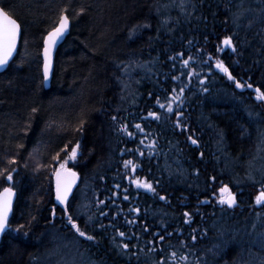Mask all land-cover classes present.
Returning <instances> with one entry per match:
<instances>
[{
	"label": "trees",
	"instance_id": "1",
	"mask_svg": "<svg viewBox=\"0 0 264 264\" xmlns=\"http://www.w3.org/2000/svg\"><path fill=\"white\" fill-rule=\"evenodd\" d=\"M67 2L7 0L14 9V18L21 24L23 36L9 66L0 73V100L5 101L0 104V167L5 155L16 156L19 152V170L14 175L16 200L9 221L11 229L21 224L25 228L19 233L8 230L3 235L0 264H55L61 256L69 255L75 256L78 260L76 264H80L81 257L71 244L72 234L64 226L61 208L53 200V169L49 167L35 171L37 161L41 164L50 162L51 155L56 151L68 144L70 152L77 141L80 143L77 160L69 164L80 176L79 185L73 193L75 199H70L73 208L81 200L91 201L94 193L105 200L111 197L115 203L109 201L111 207L104 208L109 213L108 218L99 217V221L108 225L116 216L115 223L120 230L128 236L135 233L139 237H133L130 241L117 237L128 242L130 247L135 244L145 251L150 246L163 247L168 264L171 250H176L178 255L186 251L180 247V239L187 238L191 228L183 224V213H196L197 209L199 212L193 215L191 227L206 228L208 234L204 239H198L194 246L196 256L204 255L207 249L220 243L221 232H224L223 239L233 234L237 238L251 239L248 234L252 233V228L247 222L256 218V211L259 210L250 205L254 204L260 185L244 179L243 165L257 152L259 133L264 128V112L253 106L250 90L237 92L234 84L214 64L216 58L222 59L233 76L264 91V48L260 45V36L256 35L264 25L257 22L247 33L241 29L239 38L233 37L234 43L245 36L250 41L246 46L237 43L238 52L242 53L237 55L230 49L217 52L221 41L234 31L231 18L225 11L227 0H203V4L199 0H186L183 14L173 8L161 17L155 14V0H72L73 9L84 6L85 11L79 17L75 16L74 11L68 13L70 31L56 52L50 88L46 90L41 72L42 37L52 27L49 17L55 18L59 6ZM168 2L160 0L161 4ZM236 2L238 0H233V3ZM259 2L251 0V6L258 8ZM192 3L198 5L195 10L191 7ZM188 13L191 15L188 16ZM168 17L172 18L168 27L160 28L161 20ZM176 18H179L178 24ZM143 23H150L151 27L139 29L137 35L129 39L130 30ZM169 28L174 30L169 31ZM25 39L28 41L26 45ZM189 40L192 41L191 45L188 44ZM198 49H203V52ZM179 52H184L185 56L169 59ZM188 54L204 59L211 55L212 67L196 60L190 62V68H184L181 60L186 59ZM236 60L239 63H235ZM128 63L133 67L136 64L146 65L151 71L136 68L130 76L126 75L121 69ZM192 69L199 76L194 75L189 84L187 73ZM173 75L179 79L173 80ZM205 78V86L209 89L207 93L201 91L202 86L198 83L199 79ZM185 84L188 88L183 104L176 102L173 107L183 109L182 123L187 124L189 132L173 130L171 120L159 124L151 121V118L141 119L147 116L149 110L163 113L164 110L156 104V97L165 102L166 96L172 95V88H177L178 92L179 87ZM149 92L153 93L152 97H149ZM33 107L38 109L35 114L31 113ZM249 111L253 113L251 118ZM113 116L117 117V121L112 120ZM81 119L85 121L83 131H73ZM50 123L52 126L48 127ZM135 123L145 126L146 132L160 134L159 148L163 151L151 161L135 152L137 147H144L139 145L144 133H136V138L130 140L118 131L120 125L128 124L129 130L136 132L132 127ZM57 125L61 127L57 128ZM189 134L198 140V145L188 141ZM221 138L222 143L218 145ZM148 142L146 140L145 144ZM17 144H24V148L17 149ZM38 144L39 151L34 152ZM218 147L223 152L218 151ZM127 149L133 151L128 152ZM121 150H125L123 156ZM144 150L147 153V149ZM164 153H167L172 174L164 170ZM226 157L230 160L238 157L239 160L225 168ZM125 159L140 164L135 174L130 168L124 169ZM25 162L27 168L24 167ZM256 163L259 166L262 161ZM125 173L130 178L160 180L157 191L166 195L169 202L160 201L143 189H136L129 179L124 178ZM101 176L104 179H100ZM212 176L216 177L215 182L210 180ZM238 179L240 184L235 182ZM117 183L122 187L115 188ZM223 184H228L238 193L237 210L222 211L215 205L216 194L213 193ZM7 186V183L0 182V192ZM124 188L131 193L128 201L123 200ZM204 199L213 203L200 204ZM53 206L57 208L55 218L50 213ZM136 206L141 208L143 219L128 225L125 218H135L129 208ZM261 209L264 210V207ZM92 211L95 212V208ZM251 215L254 217L249 218ZM145 221L149 233L142 230ZM162 222L174 235L165 242L149 245L148 241L153 239L152 233L162 231ZM176 229H180L182 234L176 233ZM24 231H28L27 237L23 235ZM96 235L95 243H85L79 251L90 248L91 259L97 264H129L110 242L114 235L111 227L106 233L97 229ZM169 244L173 247L170 248ZM56 245L67 247L61 250L60 256L46 260V250L55 249ZM214 251L217 252L216 256L208 253L206 257L210 264H243L249 259L247 245L243 251L235 244L222 251ZM252 251L255 253L259 250L253 248ZM152 255L159 259V253ZM88 256L89 253H85L83 259L86 261ZM189 256L190 260H195L191 253ZM176 264L183 262L177 260Z\"/></svg>",
	"mask_w": 264,
	"mask_h": 264
},
{
	"label": "snow or ice",
	"instance_id": "2",
	"mask_svg": "<svg viewBox=\"0 0 264 264\" xmlns=\"http://www.w3.org/2000/svg\"><path fill=\"white\" fill-rule=\"evenodd\" d=\"M200 4H203V0H199ZM196 3H192L191 7L193 10L197 8ZM155 9V14L157 17H161L165 13L169 12L173 8H177L183 14L186 10V0H169L166 4H161L160 0H155L153 5ZM74 11L75 16L79 17L85 11L84 6H80L79 9L72 8V0H68L67 3H63L58 8V13L55 18L49 17L52 20V27L50 30L46 31V34L43 35V81H47L49 79V75L52 67V52L56 47L57 42L68 32L70 25V17L68 15L69 11ZM225 11L228 12L229 17L231 18L232 25L234 27V31L231 35L226 36L222 41L221 45L217 46V52L222 51L224 48L230 49L232 53L241 55L242 53L238 52L237 43L241 46H246L250 44V41L247 39V36L243 40L238 39L237 42L234 43L233 37L239 38L240 30L243 29L245 33L252 29L253 25L257 22L264 25V0H260L258 8L251 6V0H238V2L233 3V0H227L225 4ZM14 9L11 4L7 3V0H0V70L6 69L9 66V61L13 59V53L17 51V43L22 38L23 32L21 28V24L18 22L16 18H14ZM191 13H188L190 16ZM187 18V17H186ZM201 17H197L200 19ZM171 17L162 19L160 22V28H167ZM179 18H176V23L178 24ZM227 22V20L225 21ZM151 27L150 23H143L136 25L129 32V39H133L137 35V31L139 29H148ZM160 28H158V33ZM169 31L174 29L169 28ZM256 35L260 36V45L264 48V27H261L260 31L256 33ZM158 38V36H157ZM207 39V37H205ZM27 39L24 40L25 45L27 44ZM188 44H192V41L189 40ZM198 51L203 52V49H198ZM179 57H184V52H179L176 56H170V60H175ZM198 60L200 64H207L210 68L212 67L213 57L211 55L207 56V59L203 57H195L192 54H188L186 59H182L181 63L184 68H190V62ZM235 63H239V60L234 61ZM123 63V62H122ZM215 68L219 70V72L223 73L229 81H231L236 89L244 90L252 89L253 85L251 83H245L241 80L237 79L232 75L229 68L225 66L224 61L222 59H215ZM120 67V65H117ZM175 67V65H173ZM136 68L145 69L146 71H151V69H147L146 65L136 64L135 67L132 66L131 63L125 64V66L121 69L126 75H131L132 71H135ZM184 75V73H181ZM199 76V73L192 69L187 73L189 78V84L191 83V78L193 76ZM173 80H178L179 77L173 75L171 77ZM117 79H120L117 77ZM11 83V81L9 82ZM139 83V81H137ZM198 83L201 87V91L203 93H207L209 91L206 85V78L199 79ZM128 87V85H125ZM188 88V85L185 84L183 87H179L178 92L177 88H172V95L166 96L165 102H161L159 96L156 97V104L159 109H163L164 112L160 113L158 111L149 110L147 112V116L141 117L143 120H147L151 118V121L157 122L159 124L167 123L171 120L173 130H179L181 133L189 132V128L186 123H182V119L184 117V111L181 108L180 110H176L173 107V104L179 102L181 105L183 104V97L185 95V90ZM255 97L254 99L257 102H264V91L261 90L260 87H256L254 89ZM149 97L153 96V93H148ZM5 101L0 100V104H3ZM38 111L37 108H31V113L35 114ZM248 116L251 118L253 113L251 111L248 112ZM175 117V119H172ZM31 118V117H30ZM113 121H117V117H112ZM85 121L83 119L80 120L79 125L73 128L75 132H82L83 125ZM51 123L48 127H51ZM61 125H57V128H60ZM135 128L136 132L129 130L128 124L120 125L118 131L123 132L130 140H134L136 138V133H144L143 138L139 139V145H143L144 147H137L135 152L139 154L140 157H145L149 161L159 156L162 149L159 148V133L146 132L145 126H142L141 123H135L132 125ZM10 131V130H9ZM242 134H244L242 132ZM154 137V138H151ZM188 141L191 142L192 145H198V140L193 138V135L189 134L187 136ZM149 142L145 144V141ZM222 143L218 141V145ZM260 145H264V132L259 133V145L257 147V152L255 155L249 159L243 167L245 168L244 179L253 184L260 185V191L255 196L254 204L250 205V207L259 209L261 206H264V156L261 155V152H264V148H261ZM39 144L33 151H39ZM17 149H23L24 144H17ZM80 149V143L77 141L75 145L71 148V151H68V144H65L59 151H56L54 155H51L50 162L45 161L41 164L37 161L35 165V171L40 172L41 170H46L49 167H52V176L55 178V200L62 205L61 208V218L64 222V226L67 228L68 232L72 234L71 244L72 247L76 249L79 256L81 257L80 264H97L96 261L91 259V249L88 247L84 248L83 252H80V248L84 246L85 243H95L97 241L96 230L101 229L105 233L107 229L111 227L114 230V235L111 237L112 245L118 249V254L125 257L129 264H166L165 256L163 253L165 252L163 247H148L147 251L144 248H140L138 245H129L128 242H125L124 239L118 240L117 237L126 238L130 241L133 237H136L135 233L132 236H128L125 231L120 230L119 227L116 226L115 220L116 216H113L108 225L99 221V217L108 218L109 213L104 210V208H110L111 204H114L115 201L111 200V197L108 200L101 198L100 196L94 193L93 199L91 201L85 202L81 200V202L73 208L72 201L69 199L72 197L75 199L73 194V189L77 186V181L80 179L78 173L74 171L71 167H69L70 162H75L78 157ZM144 149H147V153ZM126 151L132 152L133 149H127ZM218 151L223 152V149L218 147ZM125 150H121V155H124ZM61 153L64 155L62 156ZM31 155V153H30ZM43 155V153H41ZM203 152L200 153L201 158H203ZM19 156V152H17L16 156H8L5 155L3 157V166L0 167V182L7 183L9 186L4 187L2 192H0V236L5 234L8 230H13L19 233L22 229L25 228V225L21 224L15 229H11L9 214L12 212V197L15 195L14 184L15 179L14 175L18 174L20 160L17 158ZM165 161H164V170L169 171L172 174L171 165L167 163V153H164ZM239 158L229 159L225 158V168H229L230 165H235L238 162ZM262 161V163L257 166V161ZM24 167L27 168V162L24 163ZM124 169H131V172L135 174L140 167L139 163H134L132 159L123 160ZM159 169V166H158ZM151 172V169H149ZM183 173L181 172V175ZM198 174V173H197ZM257 174H259V179H257ZM124 178L129 179L130 183L135 186L136 189H143L146 193H151L153 197L157 198L160 201L169 202L168 197L166 195H161L159 191H157V186L160 184V180H149L148 178H130L127 174H123ZM100 179H104L103 176ZM212 182L216 181V177H210ZM240 181L237 180V184ZM115 188H121V184L117 183L114 185ZM123 200L128 201L130 199L131 193L128 188H124ZM219 196L215 200V205L219 206L221 210H232L239 206L237 201V196L232 192L231 188L227 184H223L218 189ZM215 195V192L213 193ZM113 195H119V193H113ZM200 204H211L213 201L209 199H204L199 202ZM103 206V207H101ZM95 208V212L92 209ZM120 211H123L120 209ZM130 213L135 214V218L128 219L125 218V223L128 225L136 224L138 220L143 219L141 216V208L130 207ZM147 210L145 209V214ZM199 212V209L196 210V213ZM51 217L55 218L57 216V208L53 206L50 209ZM196 213H190L185 211L183 213V224L188 225L191 228L189 236L187 238L180 239V247L185 249L184 253L178 255L176 250H171L168 256V264H176L177 260L183 262V264H210L207 260V254L211 253L212 256H216L217 252L214 250H223L227 248L229 245H237L243 251L244 246L247 245L249 252V259L243 261V264H264V215H262L260 210L256 211V222L252 223V233L248 235L251 239L245 240L244 238H237L235 234L230 236L228 239H223L224 232L220 233L221 242L214 244L211 248L207 249V252L202 256H196L195 251H193L194 246L197 244L198 239H204L208 234V229H201L199 227H191L192 217ZM119 215V211L117 212ZM32 219H35L33 217ZM203 219V216H201ZM95 221V223H94ZM215 226V225H213ZM162 231L152 233L153 239L148 241L149 245L156 244L158 242H165L166 239L172 237L174 235L173 231H168V226L163 222L161 223ZM261 230H257V229ZM142 230L144 233H149L150 229L147 226L145 221L142 226ZM176 233L182 234L180 229L174 230ZM23 235L25 237L28 236V231H24ZM191 245V246H190ZM67 247V245H65ZM169 247L173 246L169 244ZM257 248L258 252H253L252 249ZM138 249V251H137ZM85 253H89L87 260L85 261L83 258L85 257ZM143 253V257L141 256ZM159 253V259H155L154 255ZM189 253L192 256H195V260H190ZM53 256H60L58 249H48L45 253V259L50 260ZM56 264H66L63 261V257L57 259ZM73 264H76L74 261Z\"/></svg>",
	"mask_w": 264,
	"mask_h": 264
},
{
	"label": "water",
	"instance_id": "3",
	"mask_svg": "<svg viewBox=\"0 0 264 264\" xmlns=\"http://www.w3.org/2000/svg\"><path fill=\"white\" fill-rule=\"evenodd\" d=\"M70 31V25H69V30L68 32L57 42L56 44V47L53 49V52H52V57H51V61H52V67H51V72H50V75H49V79L47 81H43V86L44 88L47 90L50 88V84H51V79H52V74H53V69H54V63H55V56H56V52L58 50V48L61 46V44L64 42L65 38L67 37L68 33ZM18 44H19V41L17 43V47H18ZM226 49V48H224ZM15 52L13 53V56H14ZM41 59H42V77H43V64H44V57H43V48H42V52H41ZM10 62V61H9ZM5 69L3 70H0V73L3 72ZM237 90H240V89H237ZM245 90V89H244ZM244 90H241V91H244ZM79 176V175H78ZM79 183V180L77 181V185ZM53 187H54V202L59 205L60 207H63L62 205H60L56 200H55V178L53 176ZM77 188V186L73 189V191ZM2 192V191H1ZM70 199V198H69ZM15 200H16V192H15V195L12 197V212H13V206H14V203H15ZM12 212L9 214V220L12 216ZM6 233V232H5ZM4 235V234H3ZM2 236H0V242H1V239H2Z\"/></svg>",
	"mask_w": 264,
	"mask_h": 264
},
{
	"label": "bare ground",
	"instance_id": "4",
	"mask_svg": "<svg viewBox=\"0 0 264 264\" xmlns=\"http://www.w3.org/2000/svg\"><path fill=\"white\" fill-rule=\"evenodd\" d=\"M70 25H71V23H70ZM226 50H229V49H223L222 50V52H224V51H226ZM234 89L237 91V92H240V93H243V92H245V91H247V90H250V97H251V99L253 100V102H254V104H253V106L254 107H256V110H259V111H261V112H264V102H257L255 99H254V97H255V91H254V89L255 88H252V89H247V88H245V90L244 91H241V90H237L236 88H235V85H234ZM262 132H264V128H262ZM71 163V162H70ZM69 163V164H70ZM74 170V169H73ZM75 171V170H74ZM79 175V174H78ZM80 177V176H79ZM79 182H80V179H79ZM78 185H79V183H78ZM78 185H77V187H78ZM228 185V184H227ZM229 186V185H228ZM230 187V186H229ZM231 188V187H230ZM76 190V189H75ZM75 190L73 191V193L75 192ZM231 190H233V189H231ZM234 192V191H233ZM238 195V193L236 194V196ZM218 196H219V194H218ZM215 198H216V196H215ZM70 199H71V197H70ZM53 200H54V194H53ZM238 201V200H237ZM55 203V202H54ZM56 204V203H55ZM239 204V203H238ZM57 205V204H56ZM59 206V205H58ZM60 207V206H59ZM60 208H62V207H60ZM237 208V207H236ZM252 216V215H251ZM254 216H252V217H249V218H253ZM254 220H256V218H253L252 219V221H253V223H254ZM249 225H251V223H249V222H247ZM7 232V231H6Z\"/></svg>",
	"mask_w": 264,
	"mask_h": 264
},
{
	"label": "rangeland",
	"instance_id": "5",
	"mask_svg": "<svg viewBox=\"0 0 264 264\" xmlns=\"http://www.w3.org/2000/svg\"><path fill=\"white\" fill-rule=\"evenodd\" d=\"M261 148H264V145H261ZM262 156H264V152H262ZM257 178H259V174H257ZM239 180V179H238ZM235 182H236V184H237V180H235ZM241 183V182H240ZM239 183V184H240ZM219 189V188H218ZM218 189H217V191H216V199L218 198ZM259 190H258V192H257V194L259 193V191H260V187L258 188ZM234 190H232V192H233ZM233 193H235V194H237V192L236 191H234ZM257 194H255V196L257 195ZM264 206H261L260 208H259V210L261 211V213H264V210L263 209H261V208H263ZM234 209H238V207L237 208H234ZM234 209H232V210H234ZM248 222L249 223H251V225H252V223H253V221H252V219H250V220H248ZM259 231V230H258ZM55 249H58V251H59V253L61 252V250H64V249H66V247L64 246V245H56V247H55ZM57 261V260H56ZM63 261H65L66 262V264H73V262L75 261V262H77L78 260H77V258L75 257V256H70L69 255V257H67V256H65L64 258H63ZM55 264H56V262H55Z\"/></svg>",
	"mask_w": 264,
	"mask_h": 264
}]
</instances>
